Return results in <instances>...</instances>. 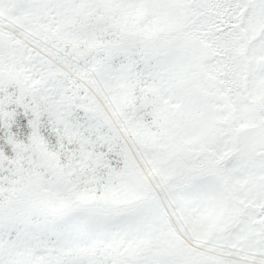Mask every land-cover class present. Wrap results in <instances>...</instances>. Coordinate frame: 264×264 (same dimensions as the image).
Instances as JSON below:
<instances>
[{
	"label": "snow or ice",
	"instance_id": "snow-or-ice-1",
	"mask_svg": "<svg viewBox=\"0 0 264 264\" xmlns=\"http://www.w3.org/2000/svg\"><path fill=\"white\" fill-rule=\"evenodd\" d=\"M0 264H264V0H0Z\"/></svg>",
	"mask_w": 264,
	"mask_h": 264
}]
</instances>
